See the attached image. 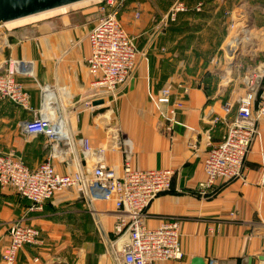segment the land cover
<instances>
[{"label": "crops", "instance_id": "1", "mask_svg": "<svg viewBox=\"0 0 264 264\" xmlns=\"http://www.w3.org/2000/svg\"><path fill=\"white\" fill-rule=\"evenodd\" d=\"M125 1L119 17L141 55L131 80L102 105H94L102 98L87 64L96 10L48 17L3 36L0 66L15 59L33 62L34 69L33 75L17 76L30 94L29 109L0 99V153L14 150L32 169L52 156L59 173L90 175L97 164L95 153L81 145L88 138L94 149L106 150L107 165L118 173L126 153L137 169H173L172 191L152 202L144 221L158 227L178 219L184 257L157 264H192L196 257L264 264V119L246 160L247 182H219L206 197L196 192L212 144L224 138L237 114L245 78L264 74V0H186L190 12L167 29L159 23L168 10L158 11L156 0ZM233 21L252 41L237 64L222 53ZM253 24L256 28L247 31ZM221 67L227 71L219 72ZM166 86L173 90L174 104H181L171 134L166 131L169 106L152 100ZM227 102L233 105L230 117L222 108ZM39 112L65 119L69 144L26 135L25 123ZM117 217L113 201H92L85 187L57 193L43 211L31 210L15 190L0 187V264L17 220L38 228L41 236L39 244L19 251L15 264H117L110 248Z\"/></svg>", "mask_w": 264, "mask_h": 264}, {"label": "built area", "instance_id": "2", "mask_svg": "<svg viewBox=\"0 0 264 264\" xmlns=\"http://www.w3.org/2000/svg\"><path fill=\"white\" fill-rule=\"evenodd\" d=\"M101 1L100 15L88 35L91 54L87 64L93 77L92 86L98 96L105 99L116 97L119 89L131 80L141 52L120 21L119 16L126 7V1ZM201 9L202 4L197 7L198 11ZM188 12L190 7L185 0H171L170 8L159 24L167 29L177 22L181 14ZM244 35L246 32L237 31V39L241 42L248 39ZM33 69V62L15 59H9L4 67L0 66V99L29 109L30 94L17 76L33 75ZM245 83V94L238 102L237 114L229 122L226 135L212 144L203 162L205 178L196 189L201 197L212 194L219 182H247L246 160L260 135V122L264 119V74L252 73L245 78ZM182 88L184 93H189L188 88ZM172 96V88L166 86L156 97H152L156 106H169L165 114L169 134L178 122L177 114L181 107V104H174ZM222 108L224 114L230 117L232 103L227 102ZM217 121L219 118L215 119ZM24 132L28 136H46L55 145L62 142L69 144L71 140L65 119L47 112H39L26 122ZM81 145L84 152H94L96 155L97 165L90 175L82 172L61 174L54 167L52 156L32 169L11 150L0 153V187L15 190L30 202L33 211H43L47 202L59 192L85 187L92 201H113L118 210L114 238L110 241L117 264H157L182 260L184 251L180 221L169 219L158 227H150L144 221L152 202L172 191L175 171L170 168L137 169L132 164L131 156L126 153L123 171L118 173L107 165L104 148L94 149L88 138H83ZM9 235L10 242L2 258L5 264H15L19 251L25 245L40 243L41 232L24 220H17L11 224ZM208 262L220 264L215 259Z\"/></svg>", "mask_w": 264, "mask_h": 264}, {"label": "rangeland", "instance_id": "3", "mask_svg": "<svg viewBox=\"0 0 264 264\" xmlns=\"http://www.w3.org/2000/svg\"><path fill=\"white\" fill-rule=\"evenodd\" d=\"M153 1H155V0H153ZM157 2H158V4H159V6H160V8L158 9V11L161 9V11L160 12H162V11H167L169 8H170V6H171V0H156ZM186 1V0H185ZM101 0H92V1H88V2H84V3H81V4H79V5H76V6H72V7H69V8H65V9H63V10H61L59 13H56V14H54V15H52V16H48V17H53V16H59V15H63V14H77V13H79L80 14V12H82V11H91V10H96V11H94V12H96V16L98 17L99 15H100V6H102V4H101ZM187 3V2H186ZM188 4V3H187ZM197 7L200 5V4H202V2H197ZM189 6V5H188ZM126 8V7H125ZM124 8V9H125ZM65 12V13H64ZM93 12V11H92ZM140 13H142V11H135V16L137 17V18H139L140 17ZM122 14V13H121ZM137 14H139V16H137ZM159 14V13H158ZM166 14V13H165ZM95 16V17H96ZM142 16V15H141ZM48 17H46V18H48ZM96 17V18H97ZM45 18H43V19H41V20H44ZM237 19L238 18H235V20L234 21H237ZM41 20H30V21H28V22H25L23 25H26V24H30V23H35V22H39V21H41ZM121 21V20H120ZM232 22L231 24H230V31H229V33L227 34V38H226V40H225V46H224V48L222 49V53L224 54V56L226 57L227 56V58L229 59V60H231V62L232 63H234L235 62V60H237V61H239L240 60V57H241V55L242 54H244V53H242L241 54V52H245V51H248L249 50V48L251 47V45H252V41H251V39H250V37L248 36V35H244V38H248L247 40H245V41H243V42H241L240 41V39H239V41H240V44H238V39H237V31L239 32V29H243L242 27H240L236 22ZM122 23V22H121ZM158 23H159V21H158ZM23 25H20V26H23ZM233 25H234V28H233ZM256 28V27H254V24L252 25V26H249V28L248 29H246L247 31L249 30V29H251V28ZM17 28H19V26H8V25H6V24H0V57H2V52H1V50H2V45H3V43H4V39H3V36L5 35V34H7V33H9L10 31H12V30H16ZM167 31V30H166ZM242 31H244V30H242ZM241 31V32H242ZM237 40V41H236ZM250 45V46H249ZM236 46H238L241 50H240V53H237L236 52V50H237V48L238 47H236ZM233 47L234 48H236V49H233ZM238 48V49H239ZM236 52V54H234ZM231 53H232V55L233 56H231ZM242 58H244V57H242ZM1 59V58H0ZM237 61H236V64H237ZM7 62V61H6ZM218 64H221V63H217V65L216 66H218ZM6 65V63L2 66V67H4ZM233 66V65H232ZM219 67V66H218ZM232 68V67H231ZM220 70V71H219ZM218 71L219 72H226L227 70H223V67H221L220 69H219ZM231 70H233V69H231ZM224 72V73H225ZM234 72V71H233ZM243 78H244V76H245V74H244V72H241V74H240ZM66 191V190H65Z\"/></svg>", "mask_w": 264, "mask_h": 264}, {"label": "water", "instance_id": "4", "mask_svg": "<svg viewBox=\"0 0 264 264\" xmlns=\"http://www.w3.org/2000/svg\"><path fill=\"white\" fill-rule=\"evenodd\" d=\"M85 1L88 0H0V24L10 23L64 7H70ZM238 48L236 52L240 53L241 49ZM236 52L234 54H236ZM236 61L237 60H235V62ZM104 103L105 101L100 99L96 100L94 105L98 106ZM192 264H209V262L205 258L196 257L192 260Z\"/></svg>", "mask_w": 264, "mask_h": 264}, {"label": "bare ground", "instance_id": "5", "mask_svg": "<svg viewBox=\"0 0 264 264\" xmlns=\"http://www.w3.org/2000/svg\"><path fill=\"white\" fill-rule=\"evenodd\" d=\"M88 1H92V0H88ZM88 1H85V2H88ZM82 3H84V2H82ZM79 4H81V3H79ZM79 4H75L73 6H76V5H79ZM70 7H72V6H70ZM65 8H69V7H64V8L53 10V11H50V12L41 13L39 15L23 18V19L16 20V21H13V22H10V23H6V25H8V26H20V25H23L25 22H28L30 20H35V21L36 20H41V19L46 18L48 16H52V15H54L56 13H59L61 10L65 9ZM233 49H236V48L233 47Z\"/></svg>", "mask_w": 264, "mask_h": 264}]
</instances>
